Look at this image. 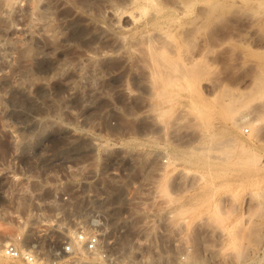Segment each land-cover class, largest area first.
Returning a JSON list of instances; mask_svg holds the SVG:
<instances>
[{"label":"rangeland","instance_id":"obj_1","mask_svg":"<svg viewBox=\"0 0 264 264\" xmlns=\"http://www.w3.org/2000/svg\"><path fill=\"white\" fill-rule=\"evenodd\" d=\"M178 1L0 0V248L52 250L90 214L57 198L75 163L132 175L166 159L160 207L177 238L115 252L118 263L264 264V27L246 9L205 18L211 0ZM105 206L113 221L123 210ZM128 235L117 245L134 247Z\"/></svg>","mask_w":264,"mask_h":264},{"label":"built area","instance_id":"obj_2","mask_svg":"<svg viewBox=\"0 0 264 264\" xmlns=\"http://www.w3.org/2000/svg\"><path fill=\"white\" fill-rule=\"evenodd\" d=\"M162 162L164 164H137L133 167L132 175H126L120 167L104 162H86L80 166L75 163L72 171L76 175L61 181L57 198L65 204L87 202L92 205L90 214L82 222L77 221L59 246L52 250L38 253L34 247L7 242L0 248L1 255L19 264H81V257L87 255L92 258V264H127L118 263L117 255L113 253L129 249H171L177 238V229L163 222H171L173 213L170 208L161 210L160 207L164 200L161 179L169 172L166 159H162ZM78 167L80 169L76 170ZM98 182L101 184L96 187ZM107 182L116 183L115 200L112 199L114 193L104 189ZM112 202L123 204L120 216L114 221L106 213L108 206L104 209L94 208V205ZM127 233L130 236L123 241H131L134 247L118 246L120 235Z\"/></svg>","mask_w":264,"mask_h":264},{"label":"bare ground","instance_id":"obj_3","mask_svg":"<svg viewBox=\"0 0 264 264\" xmlns=\"http://www.w3.org/2000/svg\"><path fill=\"white\" fill-rule=\"evenodd\" d=\"M194 2V0H179L178 1V6H179V8L180 9H182V10H186V9H188L189 8V6L192 4ZM133 3V2H132ZM136 3V2H135ZM142 3V2H141ZM145 4V3H144ZM166 4V3H165ZM137 5H138V3H137ZM177 5V4H176ZM147 6V5H146ZM207 6V7H206ZM205 7H206V10H205V12H204V14H203V17H205V18H208L209 16H211L214 12H216V11H219V10H224V9H229V10H231L232 8H234V7H236L237 8V10L240 8V9H246L247 10V16H246V19L248 20V22H250L251 24H254V25H257L256 27H264V0H211V1H209V2H207V5H206ZM177 7V6H176ZM231 8V9H230ZM151 9V8H150ZM239 9V10H240ZM146 10V9H145ZM245 10V11H246ZM108 11H109V9H108ZM154 11V10H153ZM234 11H235V9H234ZM234 11H232V12H234ZM244 12V11H243ZM243 12H242V14H243ZM110 15H111V17L114 19V22L116 23V24H120V21H121V19L123 18V15H122V13L121 14H117L113 9L112 10H110V13H109ZM216 14V13H215ZM238 14V13H237ZM227 15V14H226ZM133 16V15H132ZM137 16V15H136ZM221 16V15H220ZM127 17V16H126ZM202 17V16H201ZM219 17V16H218ZM243 17V16H242ZM194 19V18H193ZM197 19V18H196ZM195 19V20H196ZM201 19V18H200ZM215 19V18H214ZM213 19V20H214ZM220 19H221V17H220ZM139 20V19H138ZM131 22H132V20H131ZM193 22H195V21H193ZM200 22H202V21H200ZM188 23V22H187ZM196 23V22H195ZM249 23V24H250ZM210 24V23H209ZM135 25V24H134ZM184 25V24H183ZM154 28V27H153ZM183 28V27H182ZM127 29H129V28H127ZM134 29V28H133ZM191 29H193V28H191ZM261 29V28H260ZM159 30V29H158ZM161 31H162V29H160ZM255 30H256V28H255ZM258 30V29H257ZM198 31V30H197ZM156 32H157V30H156ZM181 32V31H180ZM201 32V31H200ZM254 32V31H253ZM190 33H192L191 32V30H190ZM190 33H188V34H190ZM166 34V33H165ZM187 34V33H186ZM185 34V35H186ZM259 34V33H258ZM179 35V34H178ZM183 35V34H182ZM189 36V35H188ZM156 37V36H155ZM162 37V36H161ZM184 37V36H183ZM150 38H153V37H150ZM255 38V37H254ZM181 40H182V38H180ZM121 40V39H120ZM120 40H118L119 42H120ZM188 39H186V41H187ZM166 40L164 39V41L163 42H165ZM168 42V41H167ZM182 42V41H181ZM191 42V41H190ZM257 42V41H256ZM120 43H122V40H121V42ZM187 44V48H189V47H191V46H193L194 45V42H193V45H191V46H189L188 45V43H186ZM258 44V43H257ZM256 46V45H255ZM182 47V46H181ZM196 47V46H195ZM261 47V46H260ZM262 48H264V47H262ZM173 49V48H172ZM192 49V48H191ZM153 50V49H152ZM183 52H184V50H182ZM188 51H190V49L188 50ZM261 51V50H260ZM153 52V51H152ZM174 52V51H173ZM177 52V51H176ZM252 52V51H251ZM154 54V53H153ZM177 54V53H176ZM201 54V53H200ZM255 56H256V58H257V60L259 59V63H260V66L261 67H264V51H262V52H256L255 53ZM170 64H174V63H172V62H170ZM257 64V63H256ZM255 65V64H254ZM171 66V65H170ZM173 66V65H172ZM184 66V65H183ZM193 66V65H192ZM258 66V65H257ZM256 66V67H257ZM184 67H186V66H184ZM193 67H195V66H193ZM198 67V66H197ZM192 68V67H191ZM258 68V67H257ZM260 68V67H259ZM189 69H190V67H189ZM196 69V68H195ZM195 69H193V71L195 70ZM262 69H264V68H262ZM196 70H198V69H196ZM195 70V71H196ZM259 71L261 72V69H259ZM258 71V72H259ZM195 73L196 72H193V76L195 75ZM199 73V72H198ZM190 74V73H189ZM255 75V74H254ZM262 75H264V72H262V73H260L258 76H256V78H255V80H254V90H255V93H258L260 90H261V86H262V82H264V79H262V78H264V77H262ZM193 79V78H192ZM191 80V79H190ZM189 86H191V85H189ZM192 86H194V85H192ZM193 91H194V88H193ZM169 93V92H168ZM242 93V92H241ZM159 94V93H158ZM229 94V93H228ZM161 95V94H160ZM194 95V94H193ZM243 95V94H242ZM249 95V94H248ZM233 96V95H232ZM253 96H254V94H253ZM258 96V95H257ZM258 99V98H257ZM229 100V99H228ZM231 101V100H230ZM230 101H229V104H232V103H230ZM236 101V100H235ZM262 105L260 106L261 107V109H264V103H261ZM227 104H225L224 105V107L226 106ZM257 109V108H256ZM261 112V111H260ZM260 114V113H259ZM245 115V114H244ZM236 118H243V114L241 115H239L238 117H236ZM235 121H236V119H235ZM238 121H240V120H238ZM242 122V121H241ZM258 123V122H257ZM253 124V123H252ZM259 126V125H258ZM256 130L257 129H259L258 127L257 128H255ZM212 219V218H211ZM214 219V218H213ZM216 219V218H215ZM213 221V220H212ZM210 222H211V220H210ZM29 248H33L34 247V245L32 244V245H29L28 246Z\"/></svg>","mask_w":264,"mask_h":264}]
</instances>
